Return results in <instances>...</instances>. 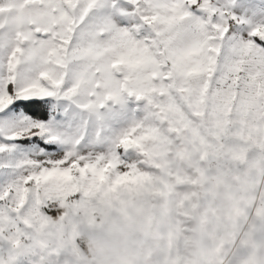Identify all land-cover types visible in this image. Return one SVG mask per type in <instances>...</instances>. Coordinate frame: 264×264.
<instances>
[{
    "label": "snow or ice",
    "instance_id": "1",
    "mask_svg": "<svg viewBox=\"0 0 264 264\" xmlns=\"http://www.w3.org/2000/svg\"><path fill=\"white\" fill-rule=\"evenodd\" d=\"M0 264H264V0H0Z\"/></svg>",
    "mask_w": 264,
    "mask_h": 264
}]
</instances>
